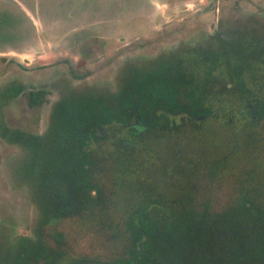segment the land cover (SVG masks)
I'll use <instances>...</instances> for the list:
<instances>
[{
	"label": "trees",
	"instance_id": "obj_1",
	"mask_svg": "<svg viewBox=\"0 0 264 264\" xmlns=\"http://www.w3.org/2000/svg\"><path fill=\"white\" fill-rule=\"evenodd\" d=\"M241 24L227 31L231 40L216 35L193 49L202 52L198 58L179 51L129 63L116 91L66 90L47 132L30 137L26 149L40 239L4 264L62 257L42 240L44 227L81 216L92 199L97 214L109 217L124 188L139 198L122 220L129 246L120 264H264V187L240 186L231 205L215 210L201 200L199 185L224 176L228 159L192 155L182 139L185 130L202 132L211 123L248 141L260 135L264 59L251 58L254 47L246 56L238 37L255 35ZM46 94L31 90L30 105L41 104ZM54 239L61 243L59 234Z\"/></svg>",
	"mask_w": 264,
	"mask_h": 264
},
{
	"label": "rangeland",
	"instance_id": "obj_2",
	"mask_svg": "<svg viewBox=\"0 0 264 264\" xmlns=\"http://www.w3.org/2000/svg\"><path fill=\"white\" fill-rule=\"evenodd\" d=\"M234 22L255 35L238 37L247 47L246 56L254 47L251 58L264 59V0H0V264L28 241L40 239L39 213L25 172L26 149L30 137L47 132L66 90L116 91L129 63L179 51H188V57L202 53L193 49L216 35L231 40L226 36L233 35L227 31L235 28ZM35 89L47 94L41 104L31 106L28 94ZM260 121L262 130L252 141L218 123L182 135L192 155L228 159L224 176L199 185L201 200L215 210L231 205L240 186L264 187V118ZM135 193L119 191L109 217L97 214L92 199L94 205L81 216L44 227L42 240L62 253L48 264H120L129 246L120 232L122 220L135 207Z\"/></svg>",
	"mask_w": 264,
	"mask_h": 264
}]
</instances>
